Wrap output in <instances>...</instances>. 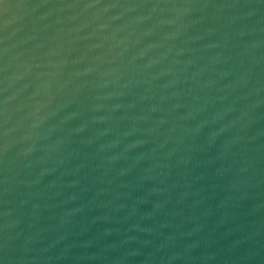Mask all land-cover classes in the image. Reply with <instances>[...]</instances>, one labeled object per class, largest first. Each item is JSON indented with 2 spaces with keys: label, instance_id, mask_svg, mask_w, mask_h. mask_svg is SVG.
Masks as SVG:
<instances>
[{
  "label": "water",
  "instance_id": "1",
  "mask_svg": "<svg viewBox=\"0 0 264 264\" xmlns=\"http://www.w3.org/2000/svg\"><path fill=\"white\" fill-rule=\"evenodd\" d=\"M0 264H264V0H3Z\"/></svg>",
  "mask_w": 264,
  "mask_h": 264
},
{
  "label": "snow or ice",
  "instance_id": "2",
  "mask_svg": "<svg viewBox=\"0 0 264 264\" xmlns=\"http://www.w3.org/2000/svg\"><path fill=\"white\" fill-rule=\"evenodd\" d=\"M3 2V0H0V3H2Z\"/></svg>",
  "mask_w": 264,
  "mask_h": 264
}]
</instances>
